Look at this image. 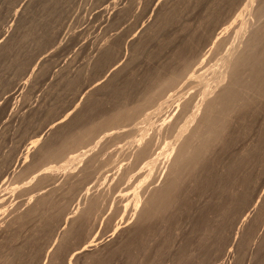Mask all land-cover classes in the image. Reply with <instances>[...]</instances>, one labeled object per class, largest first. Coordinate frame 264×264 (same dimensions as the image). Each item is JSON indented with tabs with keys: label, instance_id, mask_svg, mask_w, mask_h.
<instances>
[{
	"label": "rangeland",
	"instance_id": "rangeland-1",
	"mask_svg": "<svg viewBox=\"0 0 264 264\" xmlns=\"http://www.w3.org/2000/svg\"><path fill=\"white\" fill-rule=\"evenodd\" d=\"M262 133L264 0H0V264H264Z\"/></svg>",
	"mask_w": 264,
	"mask_h": 264
},
{
	"label": "bare ground",
	"instance_id": "bare-ground-1",
	"mask_svg": "<svg viewBox=\"0 0 264 264\" xmlns=\"http://www.w3.org/2000/svg\"><path fill=\"white\" fill-rule=\"evenodd\" d=\"M232 5V4H231ZM231 12V11H230ZM172 14V13H171ZM171 14H168L166 17H165V20L167 21V22H169L168 20L170 19V17H171ZM224 14V13H223ZM173 16V15H172ZM172 20V19H171ZM170 20V21H171ZM216 22V21H215ZM165 23V22H164ZM163 23V24H164ZM219 26V25H218ZM221 42V41H220ZM137 52V51H136ZM106 56V55H105ZM105 60V59H104ZM258 78V77H257ZM259 79V78H258ZM194 82V81H193ZM102 86V85H101ZM175 91V90H174ZM93 94V93H92ZM174 96H176V95H180L179 94V92H174ZM182 95V94H181ZM171 96V95H170ZM207 97V96H206ZM202 99V98H201ZM204 99H205V97H204ZM165 103V102H164ZM190 103V102H189ZM100 105V104H99ZM187 105V104H186ZM185 105V106H186ZM190 106V105H189ZM195 106V105H194ZM190 107H192V106H190ZM194 108V107H193ZM184 109V108H183ZM197 109V108H196ZM195 109V110H196ZM205 109V108H204ZM191 111V110H190ZM200 111V110H199ZM188 112V111H187ZM189 113V112H188ZM186 114V113H185ZM180 115H181V113H180ZM184 116V115H183ZM186 116V115H185ZM187 117V116H186ZM178 118V117H177ZM182 118H184V117H182ZM197 118V117H196ZM181 119V118H180ZM198 120V119H197ZM79 121V120H78ZM177 121V120H176ZM175 122V121H174ZM171 123V122H170ZM187 123V122H186ZM184 124V123H183ZM175 126H177V124L175 125ZM112 131V130H111ZM211 132V131H210ZM214 132V131H213ZM189 134V133H188ZM264 133H262V135H263ZM179 135V134H178ZM197 136V135H196ZM262 137V136H261ZM175 138V137H174ZM173 139V138H172ZM262 139V142H263V144H264V135H263V138H261ZM56 140V139H55ZM177 140V138L175 139V141ZM44 141V140H43ZM147 142V141H146ZM164 142V141H163ZM48 143V142H47ZM186 143V142H185ZM259 143V142H258ZM143 144H145V143H143ZM159 144V143H158ZM182 144V143H181ZM173 145V144H172ZM167 146V145H166ZM176 146V145H175ZM184 146H185V144H184ZM251 146V145H250ZM259 146V145H258ZM148 147H149V145H148ZM152 147V146H151ZM155 149H157L155 146H153ZM152 147V148H153ZM198 147V146H197ZM196 147V148H197ZM204 147H205V145H204ZM168 148V147H167ZM172 148V147H171ZM192 148V147H191ZM256 148V147H255ZM258 148V147H257ZM200 149H202V147L200 148ZM206 149V148H205ZM260 149H261V147H260ZM147 150V149H146ZM152 150V149H151ZM171 150V149H170ZM196 150V149H195ZM257 150V149H256ZM263 150V149H262ZM140 151V150H139ZM197 151V150H196ZM201 151V150H200ZM202 151H204V150H202ZM258 151H259V149H258ZM58 152V151H57ZM83 152V151H82ZM170 152V151H169ZM198 152V151H197ZM246 152V151H245ZM250 152V151H249ZM141 153V152H140ZM139 153V154H140ZM145 154L146 155V153L144 152V151H142V154ZM161 153H162V150L161 151H159V152H156V153H154L153 154V158L151 157V159H149V160H151V162L150 163H153V164H155L157 161H158V159H159V157H160V155H161ZM198 153H200V152H198ZM203 153V152H202ZM202 153H200V154H202ZM248 153V152H247ZM246 153V154H247ZM170 154V153H169ZM191 154H193V153H191ZM244 154V153H243ZM48 155V154H47ZM148 155V154H147ZM168 155V154H167ZM183 155V154H182ZM251 155V154H250ZM169 156V155H168ZM184 156V155H183ZM190 156V154L187 156V157H189ZM240 156H242V155H240ZM245 157L247 156V158H248V155H244ZM140 157L142 158L143 156H141L140 155ZM145 157V156H144ZM143 157V158H144ZM148 157V156H147ZM150 157V156H149ZM202 157V156H201ZM243 157V156H242ZM75 158H77L78 159V157H75ZM146 158V157H145ZM186 158V157H185ZM199 158V157H198ZM205 158V157H204ZM239 157H236V159H238ZM83 159V158H82ZM235 159V160H236ZM161 160V159H160ZM159 160V161H160ZM178 160V159H177ZM176 160V161H177ZM234 160V158H233V161H232V163L231 164H229L227 167H228V169L226 170L227 172H225L224 173V176H223V174L221 175V173H220V176H223L222 178H220L221 179V181L223 180V182H217V181H215V179H212V174L211 173H209L208 175H207V179L206 178H204V181H206V180H208V186H213L214 184L217 186L218 184H220V183H223V184H221L222 186H221V189H219V190H221L222 191V194H223V196L224 197H226L228 200H229V202H228V204L230 203L231 204V207L230 208H225V209H223L222 211H220L221 212V214H220V216L222 217L223 216V218L225 219V221H223V222H221L222 224H220V225H218V226H215V228H213L214 230H212V232H215V231H217L218 232V234H220V232H224V230H225V226L226 225H228V221H230L231 219H233V218H231V219H229L230 218V215L232 214L231 212H233V215H231L232 217L234 216V213L236 212V211H238L241 207L242 208H244L243 206H244V203L248 200L247 198L249 197L247 194H246V191L249 189V187L250 186H248L247 185V190H244V189H246V188H242L240 191H242V190H244V191H242V192H240L239 190H236L235 191V189L236 188H232L230 185H231V183L232 182H235V179H237L236 178V175L234 174V172H237V171H235L237 168L235 167V166H238V165H240V164H244L248 159H244L243 161H242V159L240 160V158L238 159V160H240V161H242L241 163L238 161V160H236L235 161ZM37 161V160H36ZM179 161V160H178ZM180 161H181V159H180ZM179 161V162H180ZM183 162H185L184 160H182ZM149 162V161H148ZM183 162H182V164H183ZM244 162V163H243ZM174 163H175V161H174ZM238 163V165H236ZM178 164V163H177ZM180 164V163H179ZM190 164V163H189ZM210 164V163H209ZM215 164V163H214ZM147 165V164H146ZM205 165V164H204ZM213 164L211 163L210 164V166H212ZM180 166V165H179ZM202 167V166H201ZM204 167V166H203ZM193 168V167H192ZM195 168V167H194ZM236 168V169H235ZM209 169V168H208ZM207 168L205 169V170H207V172H205V173H208V172H210V170L211 169H213V167H211L210 168V170H208ZM215 169V168H214ZM213 169V170H214ZM194 170V169H193ZM200 170V169H199ZM238 170V169H237ZM45 172V171H44ZM52 172V171H51ZM199 172V171H198ZM212 172V171H211ZM216 172V171H215ZM201 173V172H200ZM238 173V172H237ZM219 175V173L217 172V176ZM206 175L204 174V177H205ZM215 177V178H218V180H219V177ZM203 177V175L201 176V178ZM239 177H241V176H239ZM198 178H200V176L198 177ZM250 180H251V178H249ZM199 180V179H198ZM200 180H202V179H200ZM239 180V179H238ZM243 181H241L240 183H241V185H244V186H246L245 184H247V181H248V179H246V177L244 176L243 177V179H242ZM249 180V181H250ZM196 181H197V179H196ZM170 182V181H169ZM202 183V182H201ZM203 183H205V182H203ZM202 183V184H203ZM234 184V183H233ZM169 185H171V184H169ZM235 185V184H234ZM217 187H220V186H217ZM242 187V186H241ZM240 187V188H241ZM173 191V190H172ZM171 190H170V192H172ZM176 191V190H175ZM220 191V192H221ZM239 191V192H238ZM249 191V190H248ZM168 193V194H166L165 196H162V197H165L164 199H167L168 200V198H169V195L170 194H172V193ZM174 192V191H173ZM204 193V192H203ZM125 196V195H124ZM157 197V196H156ZM160 199V198H159ZM159 199H154V200H159ZM163 199V198H162ZM159 200L160 201V203H159V201H157V202H155V206L157 207V205H158V203H159V205H161L162 204V202L164 201V199L163 200ZM120 200V199H119ZM224 200V199H223ZM226 200V199H225ZM224 200V201H225ZM133 201V200H132ZM166 201V200H165ZM213 201V200H212ZM167 203V202H166ZM222 203V202H221ZM228 204H226L225 206H228ZM166 205V204H165ZM128 206V205H127ZM126 206V207H127ZM167 206V205H166ZM230 206V205H229ZM156 207L155 208H153L154 209V211H155V209H156ZM158 207H160V206H158ZM132 208V207H131ZM151 208V207H150ZM221 208V207H220ZM120 209V208H119ZM122 209V208H121ZM152 209V208H151ZM130 210H132V209H130ZM129 210V211H130ZM149 211H151V213H152V210H149ZM217 211V210H216ZM155 212H153L152 214H154ZM149 214V213H148ZM236 214H239V212H237ZM151 214H149V216H150ZM152 216V215H151ZM150 216V217H151ZM154 216V215H153ZM218 216V215H217ZM229 216V218H227ZM145 217H147V216H145ZM216 217V216H215ZM149 218V217H148ZM147 218V219H148ZM217 218V217H216ZM215 218V219H216ZM222 218V219H223ZM226 218L228 219V221L226 220ZM234 218H235V216H234ZM77 219V218H76ZM211 219V218H210ZM220 220H221V218H220ZM219 220V221H220ZM218 220H216V222H217ZM218 221V222H219ZM232 221V220H231ZM230 221V222H231ZM208 222V221H207ZM216 222H215V224H216ZM214 223V222H213ZM234 223V222H233ZM206 225H204L206 228H207V226L210 224V222H209V224L208 223H205ZM231 223H229V225H230ZM214 227V226H213ZM227 227V226H226ZM231 227V226H230ZM239 227V226H238ZM205 229V228H204ZM230 229V228H229ZM205 231V230H204ZM206 231H207V229H206ZM211 230H209V234H207L208 233V231L207 232H205L207 235H212L211 233ZM70 233V232H69ZM217 234V235H218ZM67 235V234H66ZM204 235V234H203ZM221 235V234H220ZM219 235V236H220ZM224 236V235H223ZM209 237V236H208ZM207 237V238H208ZM63 238V237H62ZM211 238H212V236H211ZM211 238H209L210 240H211ZM223 238H225V237H223ZM223 238H220L219 237V239L221 240H224ZM203 239H206V237H204V238H202V240ZM218 238H217V242L219 243V240ZM207 240V239H206ZM205 240V241H206ZM219 240V241H218ZM204 241V242H205ZM203 242V241H202ZM215 242V244H217V242L216 241H214ZM213 242V243H214ZM221 243V242H220ZM206 244V243H205ZM209 244V243H208ZM223 244V243H222ZM205 245H203V247H204ZM215 246V245H214ZM218 246V245H217ZM203 256H205V254L203 255ZM207 256V255H206ZM205 259V258H204ZM188 260V259H187ZM207 263V262H206Z\"/></svg>",
	"mask_w": 264,
	"mask_h": 264
}]
</instances>
